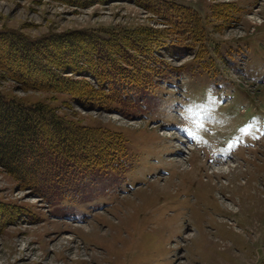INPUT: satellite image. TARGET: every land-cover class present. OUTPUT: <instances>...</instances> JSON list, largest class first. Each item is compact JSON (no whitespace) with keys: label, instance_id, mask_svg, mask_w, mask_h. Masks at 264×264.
I'll return each instance as SVG.
<instances>
[{"label":"rangeland","instance_id":"rangeland-1","mask_svg":"<svg viewBox=\"0 0 264 264\" xmlns=\"http://www.w3.org/2000/svg\"><path fill=\"white\" fill-rule=\"evenodd\" d=\"M166 1L198 11L205 38L167 35L155 57L173 74L117 113L23 89L0 68L3 94L120 132L129 165L92 200L53 203L0 166V264H264V0ZM222 3H231L229 15L211 16ZM164 21L131 0H0V37L161 29ZM196 116L204 123L194 122L187 148L165 127L189 130ZM214 154L237 167L217 175Z\"/></svg>","mask_w":264,"mask_h":264},{"label":"trees","instance_id":"trees-1","mask_svg":"<svg viewBox=\"0 0 264 264\" xmlns=\"http://www.w3.org/2000/svg\"><path fill=\"white\" fill-rule=\"evenodd\" d=\"M61 1L87 6L101 0ZM131 1L160 15L165 26L68 31L33 41L1 35V70L23 89L65 92L86 109L116 111L143 101L170 71L155 57L165 37L191 34L189 39L203 41L206 30L202 17L187 5ZM230 4L212 6L211 16L224 19ZM127 153L120 132L74 123L47 103H27L0 91V166L48 202L80 198L96 179L123 171Z\"/></svg>","mask_w":264,"mask_h":264},{"label":"bare ground","instance_id":"bare-ground-1","mask_svg":"<svg viewBox=\"0 0 264 264\" xmlns=\"http://www.w3.org/2000/svg\"><path fill=\"white\" fill-rule=\"evenodd\" d=\"M168 116H171V117H173V114L172 113H170ZM197 118V119H196ZM199 117L198 116H196V117H194L192 120H190V123H191V127L189 128V130H185V129H183L182 127H174L175 129H174V132H175V134L179 137L180 136V138H182V135H183V133H182V131H185V133H187V135L189 136V138L191 137V136H193L195 133H194V130L197 128L196 126H195V124H194V122H198L199 124H203L204 122H202L203 121V118L202 117H200L199 119H198ZM181 121H183V120H181ZM210 121V120H209ZM211 122V121H210ZM212 123V122H211ZM171 130V129H170ZM178 130V132H179V134H177L176 133V131ZM165 131H167V130H165ZM167 132H169V131H167ZM181 140V142H182V139H180ZM186 141V140H185ZM190 142V141H189ZM184 146H186V147H188L187 145H186V143H184L183 144ZM223 155V154H222ZM222 155H220V154H214V155H212V158H211V160H210V162H211V164L209 163V165H212V167H214L215 169H214V172L217 174V175H222V174H228L229 172H231V171H233V170H235V168L237 167V164L235 163V161L234 160H231L230 161V159L228 158V157H230V156H222ZM231 159H233V158H231ZM231 166H233L234 167V169H231ZM212 169V168H211ZM213 173V172H212ZM25 249V248H24ZM25 257H27V253H25V255H24Z\"/></svg>","mask_w":264,"mask_h":264}]
</instances>
